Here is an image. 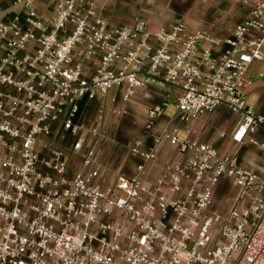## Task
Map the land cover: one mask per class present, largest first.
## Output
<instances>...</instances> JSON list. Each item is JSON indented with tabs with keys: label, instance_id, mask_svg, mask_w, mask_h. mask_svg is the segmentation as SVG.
<instances>
[{
	"label": "built area",
	"instance_id": "obj_1",
	"mask_svg": "<svg viewBox=\"0 0 264 264\" xmlns=\"http://www.w3.org/2000/svg\"><path fill=\"white\" fill-rule=\"evenodd\" d=\"M99 1L15 0L19 12L0 20V264H264V177L193 136L225 107L239 119L233 140L260 145L264 109L246 88L264 60V0L224 40L182 22L114 25ZM151 85L176 90L182 126L158 131L168 102L151 106L153 144L129 147L136 173L104 172L107 115ZM83 103L99 104L90 122ZM164 143L182 159L149 181ZM223 180L238 195L219 220Z\"/></svg>",
	"mask_w": 264,
	"mask_h": 264
},
{
	"label": "crops",
	"instance_id": "obj_2",
	"mask_svg": "<svg viewBox=\"0 0 264 264\" xmlns=\"http://www.w3.org/2000/svg\"><path fill=\"white\" fill-rule=\"evenodd\" d=\"M14 1L10 5L9 0H0V20L7 21L19 12L20 7L16 6ZM257 1L259 0H100L98 9L100 15L114 25L126 26L145 21L151 27L158 28L182 22L190 31H202L216 39L224 40L230 37L236 27L248 18ZM47 3L48 0H43V9ZM258 65H252L249 69L247 76L249 85L246 92L257 93L260 96L257 108L262 110L264 109L262 79L264 76L261 77L260 74L264 71L256 70ZM168 87L151 85L139 91L123 106L126 114L107 115L106 128L110 139L102 147L104 172L112 175L124 172L130 176L136 173V165L140 160L133 157L129 149L128 154H124L120 141L126 137V132H129V137L134 138L132 143L138 141L144 148H149L153 144L152 138L145 131V118L151 106L164 101L168 102L164 115L158 121V131L165 126H182L176 109L177 97L172 106L174 110L168 112L174 100L173 92ZM92 104L94 103L82 104L83 116L87 107ZM114 117L117 120L112 122ZM238 120V116L228 111L227 108H219L194 124L193 136L215 146L222 155H237L242 167L264 177V146L261 145L264 143V130H260L255 136L260 142L258 146L250 143H236L232 135L237 128ZM180 133L181 136H186L183 130ZM181 159L182 155L176 147L164 143L160 148L158 161L148 165V180L153 181L161 175L165 164Z\"/></svg>",
	"mask_w": 264,
	"mask_h": 264
},
{
	"label": "rangeland",
	"instance_id": "obj_3",
	"mask_svg": "<svg viewBox=\"0 0 264 264\" xmlns=\"http://www.w3.org/2000/svg\"><path fill=\"white\" fill-rule=\"evenodd\" d=\"M12 1L14 0H9L10 5L12 4ZM258 63H260V65H258ZM253 65L254 66L258 65L256 70L264 71V62H255L253 63ZM262 79L264 83V78ZM168 88H170L171 92H173V99H174L172 104L169 106L168 112L170 113L174 110L172 106L175 103L177 92L175 89L171 87H168ZM247 100H248L249 105H252L256 107L257 109L258 102L260 101V96L257 93H251V94L247 93ZM98 106H99L98 103L89 105L84 113V116L81 114L80 120L84 122H90L92 118L95 116ZM88 119H90V121H88ZM115 120H117V118L114 117L111 121L114 122ZM129 136H130V133L126 132V137H123L122 140L120 141L121 143L120 145L123 146L124 154H128V149L134 139V138H130ZM57 141L64 148H68L70 145L71 139L66 136V137H61ZM76 169H77V162L74 161L72 162L71 173L75 172ZM237 195H238V189L230 180H223L217 185L214 198H213V202L211 205V210L217 214L219 220L223 219L228 214L230 209L235 204ZM219 225L220 223L216 224L215 237H217L218 235Z\"/></svg>",
	"mask_w": 264,
	"mask_h": 264
}]
</instances>
